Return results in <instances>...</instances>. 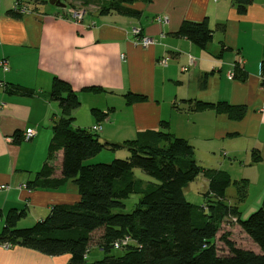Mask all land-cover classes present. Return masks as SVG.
<instances>
[{
    "label": "crops",
    "instance_id": "1",
    "mask_svg": "<svg viewBox=\"0 0 264 264\" xmlns=\"http://www.w3.org/2000/svg\"><path fill=\"white\" fill-rule=\"evenodd\" d=\"M17 3L27 5L29 11L18 17L9 15ZM132 6L140 10L139 15L98 14L96 10L87 11L82 22H75L62 15V8L41 6L34 0H0V62L7 66L5 71L0 66V81L9 88L20 85L33 89L32 94L22 95L0 86V185H6L0 189L3 214L10 208L24 209L23 218L34 223L44 218L52 205L71 204L79 198L71 180L55 189L26 186L36 179L46 160L52 125L60 115L57 102L47 96L55 76L78 92L81 103L72 112L74 127L89 129L98 123L99 137L117 142L135 139L143 131L159 130L160 121L166 120L168 131L179 136L170 124L173 115L182 113L187 117L185 123H195V139L218 145L208 149L207 156L214 155L215 149H219V156L203 168L225 170L231 179L240 171L239 178L249 182L248 192L258 185L253 197L262 200L264 86L260 77L264 51L254 46L248 52L239 35L247 23L264 25V4L253 0L242 14L232 0L135 1ZM204 18L213 30L221 28L215 48L209 47L212 40L199 48L173 33L184 20ZM133 27H140L154 43L147 47L137 44L131 34ZM189 55L195 59L192 65ZM162 57H167L165 66L159 63ZM239 58L238 79L227 78L223 86L221 72L226 69L227 73ZM90 86L102 90H83ZM128 92L146 99L128 104L124 97ZM190 100L225 101L243 106L244 113L231 118L210 110L193 111ZM94 108L106 116L99 119L92 112ZM209 113L212 115H206ZM197 114L210 117L211 122L202 120L198 125L196 118L201 115ZM26 128L35 129L36 134L14 143L13 132L19 129L23 133ZM179 137L190 142L188 136ZM59 158L54 162L56 177L60 175ZM68 259L67 254L50 256L0 244V264H66Z\"/></svg>",
    "mask_w": 264,
    "mask_h": 264
},
{
    "label": "trees",
    "instance_id": "2",
    "mask_svg": "<svg viewBox=\"0 0 264 264\" xmlns=\"http://www.w3.org/2000/svg\"><path fill=\"white\" fill-rule=\"evenodd\" d=\"M74 1L88 6L92 0ZM135 1L152 0H110L98 8L97 13L113 11L136 16L140 10L132 6ZM232 2L236 11L242 14L253 0ZM66 7H61L62 15L70 18ZM7 13L20 16L14 9ZM213 32L204 18L184 20L173 33L205 48L212 40ZM239 69L238 65L233 68L234 76ZM261 73L264 86V62ZM4 88L22 95L33 93V89L20 85L9 88L5 83ZM83 90L98 92L102 89L90 86ZM47 96L57 102L60 115L52 125L46 160L36 173V179L27 182L26 186L55 189L71 180L79 198L71 204L52 205L44 218L27 227H17L18 221L25 217L24 209L10 208L3 214L0 208V219L3 218L0 244L22 246L50 256L67 254V264H264V196L259 208L237 220L259 252L237 247L227 235L221 234L219 238L227 253L218 254L215 239L226 207L222 200L231 177L225 170L200 166L193 157L192 144L169 132L168 121H160L159 130L140 132L135 139L110 142L102 140L91 128L72 125V112L81 101L68 81L53 77ZM124 97L128 104L146 99L145 95L131 92ZM192 102L193 111L213 108L231 118H239L244 113L243 106L225 101ZM92 112L99 115V119L106 116L95 108ZM12 136L16 144L23 140L19 129ZM117 148H126L128 156L109 162L85 163L103 149L115 151ZM58 157L60 175L56 177L54 162ZM134 168L142 170L151 180L135 178ZM201 171L207 177V194L217 199L215 204L197 205L184 196L186 185ZM132 193L138 195L133 209L130 212L114 211L123 208V199ZM98 229H102L99 247L105 254L99 260L88 261L91 235ZM117 242L119 246L115 248ZM112 249H121L122 253L111 254Z\"/></svg>",
    "mask_w": 264,
    "mask_h": 264
},
{
    "label": "rangeland",
    "instance_id": "3",
    "mask_svg": "<svg viewBox=\"0 0 264 264\" xmlns=\"http://www.w3.org/2000/svg\"><path fill=\"white\" fill-rule=\"evenodd\" d=\"M62 1L65 3V5H67L66 7L67 12L78 10V9H85L86 12L96 11L98 10V8L105 6L110 2V0H92L90 3V6H84L79 1H74V0H62ZM257 2L260 4H264V0H257ZM40 4L41 6L44 5L46 7H51L52 9L61 8V7L50 4L48 0H41ZM220 31H221L220 27H215L214 33H213L214 36L209 46L210 48L211 47L215 48L217 46V43H218L217 35H218V32ZM239 38H240V42H244L246 46L249 47L248 52L252 51L251 48L254 46L257 49L264 51V25L247 23L245 25V28L240 31ZM232 68L234 67H231L228 71H230ZM227 73H226V69H224L221 72V82L220 83L225 87L228 83ZM232 79H238V77L234 76V78ZM262 79H263V76L261 74V77H260L261 84H262ZM209 110L212 111L211 112L212 114L214 113L218 115L223 114V112H216L215 109L213 108H207V109H204L203 111L205 113H208L207 111ZM211 113L206 114V115L211 116L212 115ZM181 115L182 113L181 114L179 113L178 115H173L172 117L174 119H173V122L170 124V126L180 135L188 136L190 138L189 143L192 144L194 148L193 157L195 158L196 162L200 166L204 168H208L207 165L213 162L212 161L213 157L215 156L216 158L219 156V149L217 150L215 149L214 155H211L210 157L207 156L208 149H213L215 146L214 145L215 143L212 140L211 141L203 140L202 138L200 140L195 139L196 138L195 135L198 134V132L195 131V127H196L195 123L194 124L185 123L183 120L184 118H187V117L184 115L183 116ZM197 115H201V114H197ZM208 116L204 115L203 117L201 115L200 118L197 117L198 119L195 117L196 120H198V125H199V122H201L202 120L206 121L207 124L210 123L211 118ZM118 139H121V137ZM125 140L124 139L117 140V143H122ZM216 147L218 148V145H216L215 148ZM110 155H113V158H125L126 156H128V150L126 148H117L115 151H112L109 149H103L96 156H94L95 158L92 157L86 160L85 163L109 162L113 159V158L107 159L108 156ZM91 159H98L99 161H91ZM133 172H134L135 178H140L144 181L151 180V178L139 168H134ZM238 173L240 176V171ZM239 176L237 175L233 176V178L231 179L230 185L226 189L225 197L222 200L226 204V207H225V212L222 218L220 230L217 233L216 239H215V243L218 249V254H221V255L227 253L226 246L224 245L223 241L220 240L219 238L221 234L227 235L228 239H230L237 247H240L243 249H250V250L259 252L258 247L255 244H253V242L247 237V235L238 226L237 220L239 216H241L242 218H246L251 212L259 208L262 200L258 201L257 199L255 200L253 197V195L258 192L257 191L258 185L252 186L251 191L249 193L248 192L249 182L244 178H239ZM184 196L187 201L192 202L197 205L207 206L210 203H213V204L217 203L216 198L207 194V177L204 175L202 171L200 172L199 175H197L194 178V180L190 181L186 185V187L184 188ZM137 200H138V195L135 193H132L129 195V197L123 199L124 207L121 209H115L114 211L130 212L135 206V203L137 202ZM235 205H237V207ZM32 224L33 223L28 222L24 218H22L18 222L17 227H27V226H31ZM2 225H3V218L0 219V229ZM101 233H102V229H98L94 231L91 235V243H90V247H89L88 254H87L88 261L99 260L105 254L99 247ZM6 245L9 246V244H6ZM110 253L115 254V255H120L122 253V250L112 249Z\"/></svg>",
    "mask_w": 264,
    "mask_h": 264
},
{
    "label": "built area",
    "instance_id": "4",
    "mask_svg": "<svg viewBox=\"0 0 264 264\" xmlns=\"http://www.w3.org/2000/svg\"><path fill=\"white\" fill-rule=\"evenodd\" d=\"M14 10L18 14H22V13L28 12L29 11V8L25 4L17 3L15 5V7H14ZM68 14H69V17H70L69 19H71V20H73L75 22H82L83 19L85 18L86 11H85V9H78V10L68 11ZM156 19H157V21H162V19L160 17H157ZM131 34L134 37L135 42L137 44H139L140 46H142V47H147V46H149V45H151V44L154 43V40L151 37H149V36H147V35H145V34L142 33V30H141L140 27H133L131 29ZM194 60L195 59L191 55H189V65H192L193 62H194ZM159 63L162 66H165L167 64V57H162L159 60ZM241 63H242V59L239 58L237 61H235L232 64V67H235L236 65H239ZM0 66L3 68L4 71L7 70V66H6V63L4 61H1L0 62ZM185 69H186L185 67L182 68V70H185ZM227 78H229V79L234 78V70H233V68L230 71H228ZM0 86L4 88L5 83L2 82V81H0ZM90 128H91L92 131L98 132V131L101 130V125L98 124V123H96V124H93ZM35 134H36L35 129H33V128H26L24 130V132L22 133V138H23V140H29ZM23 186H25V184H23ZM5 187H6V185H0V189H3ZM118 246H119V243L118 242L117 243H114V247L115 248H118Z\"/></svg>",
    "mask_w": 264,
    "mask_h": 264
},
{
    "label": "water",
    "instance_id": "5",
    "mask_svg": "<svg viewBox=\"0 0 264 264\" xmlns=\"http://www.w3.org/2000/svg\"><path fill=\"white\" fill-rule=\"evenodd\" d=\"M48 2L52 5L58 6V7H64L65 3L61 0H48Z\"/></svg>",
    "mask_w": 264,
    "mask_h": 264
}]
</instances>
